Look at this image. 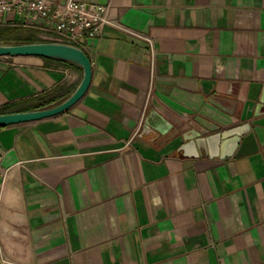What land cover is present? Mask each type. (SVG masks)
<instances>
[{
    "label": "crops",
    "instance_id": "0c3cea01",
    "mask_svg": "<svg viewBox=\"0 0 264 264\" xmlns=\"http://www.w3.org/2000/svg\"><path fill=\"white\" fill-rule=\"evenodd\" d=\"M5 1L0 27L52 41L29 0ZM81 1L113 5L121 28L87 41L75 106L0 128L6 264H264V0ZM82 79L0 56V110L56 106ZM234 129L182 150L189 132Z\"/></svg>",
    "mask_w": 264,
    "mask_h": 264
},
{
    "label": "built area",
    "instance_id": "2783aa9c",
    "mask_svg": "<svg viewBox=\"0 0 264 264\" xmlns=\"http://www.w3.org/2000/svg\"><path fill=\"white\" fill-rule=\"evenodd\" d=\"M15 7L11 1H0V13ZM113 5H102L81 0H29L19 4L21 12H28L33 17L42 19L46 29L52 34V41L68 44L80 49L87 48V41L103 37L107 27L121 28L113 19ZM141 37L139 35H136ZM152 44V40L144 37ZM155 93L151 86L150 96ZM8 261L1 253L0 264Z\"/></svg>",
    "mask_w": 264,
    "mask_h": 264
},
{
    "label": "water",
    "instance_id": "95a60500",
    "mask_svg": "<svg viewBox=\"0 0 264 264\" xmlns=\"http://www.w3.org/2000/svg\"><path fill=\"white\" fill-rule=\"evenodd\" d=\"M0 56H37L57 59L76 64L83 69V79L79 87L62 103L40 110L0 114V128L41 121L58 116L70 110L86 95L93 80V64L91 58L86 51L72 45L56 42H36L24 44L0 43ZM148 129L149 128L146 127L145 132L148 131ZM238 131L234 129L225 134L218 133L217 135L205 138L201 137L199 133L195 134L193 131L189 132L185 135V139L188 142L184 145V147H182V150L187 151L189 149L196 148L197 151L200 152V149L208 148V144L210 145L212 141H217L218 139L221 140V138L225 135L235 134L239 137L240 133Z\"/></svg>",
    "mask_w": 264,
    "mask_h": 264
},
{
    "label": "trees",
    "instance_id": "16d2710c",
    "mask_svg": "<svg viewBox=\"0 0 264 264\" xmlns=\"http://www.w3.org/2000/svg\"><path fill=\"white\" fill-rule=\"evenodd\" d=\"M36 42H42V41L36 39L33 36L24 35L21 32H18L16 29H13L12 27H0V43L24 44V43H36ZM23 103L24 102H17L7 105L2 110H0V114L11 113L13 112L12 110H14L20 104ZM45 106H47L46 103L27 107L22 112L33 111L39 108H44Z\"/></svg>",
    "mask_w": 264,
    "mask_h": 264
},
{
    "label": "bare ground",
    "instance_id": "6f19581e",
    "mask_svg": "<svg viewBox=\"0 0 264 264\" xmlns=\"http://www.w3.org/2000/svg\"><path fill=\"white\" fill-rule=\"evenodd\" d=\"M233 141V140H232ZM234 143V142H233Z\"/></svg>",
    "mask_w": 264,
    "mask_h": 264
}]
</instances>
